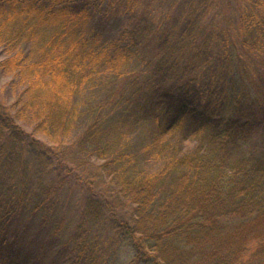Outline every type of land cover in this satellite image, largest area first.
<instances>
[{"label":"trees","instance_id":"obj_1","mask_svg":"<svg viewBox=\"0 0 264 264\" xmlns=\"http://www.w3.org/2000/svg\"><path fill=\"white\" fill-rule=\"evenodd\" d=\"M0 46V264H264V0H0Z\"/></svg>","mask_w":264,"mask_h":264},{"label":"rangeland","instance_id":"obj_2","mask_svg":"<svg viewBox=\"0 0 264 264\" xmlns=\"http://www.w3.org/2000/svg\"><path fill=\"white\" fill-rule=\"evenodd\" d=\"M10 55V52L4 48L3 46H0V61L5 59ZM12 80V76L6 75L1 69H0V101L6 103L7 105H10L16 98V96L20 93L19 90H13L12 86L10 85V82ZM97 99H104L106 96V93H100V92H93V95H91ZM108 111V109H106ZM94 116H97V113L94 114ZM89 121V117H84L82 122L79 124L78 128L76 129L75 133L72 135V137L65 143L63 146L68 147L72 145L73 142H76V138L78 137L79 133L83 131L84 127H86L87 122ZM25 130L28 132H33V127L24 125L23 123H20ZM36 138L39 139L42 143H44L47 146L55 147V148H60L58 145L54 144L51 142L46 136L41 135V134H36ZM194 144V143H193ZM192 145V144H191ZM250 153V152H255L258 153L257 156H264V137L262 135H256L254 136L249 143H247L240 151L239 154L243 153ZM104 161L97 158V156H91L89 158H84V157H79L78 158V163L77 166L79 169L82 171L83 176H91L93 175L91 172L92 171H97L99 170V174L102 175L100 180H97L95 186L97 189H100V186H103L104 182H110V178L106 175V172L104 168H102V165ZM83 169V170H82ZM115 188L114 185H108V187L105 188V192L110 196L111 193L113 192V189ZM66 190L64 191V196L66 195L67 200L65 201V204L67 207H69V212L67 214L68 219L72 222L75 223V219L77 216V201H80L81 198L85 194V188H81L80 186H77L74 182V179L72 178L71 183L69 184V187L65 188ZM64 197V198H66ZM82 201V200H81ZM128 200L120 197L117 198L115 204H116V209L119 215H125V213L129 209V204ZM72 229V228H71ZM36 245V252L39 254L40 258H44L45 260H49V258L52 256L50 254V249L45 245V239L42 237L38 238V242L35 241ZM44 246V248H43ZM43 248V249H42ZM47 248V249H46ZM46 249V254L45 250ZM53 257V256H52ZM49 262H47L48 264Z\"/></svg>","mask_w":264,"mask_h":264}]
</instances>
